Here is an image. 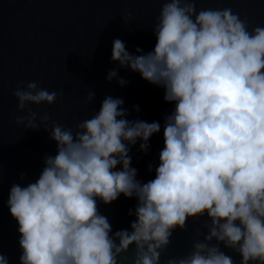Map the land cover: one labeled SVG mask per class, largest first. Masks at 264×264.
<instances>
[{
    "label": "clouds",
    "instance_id": "1",
    "mask_svg": "<svg viewBox=\"0 0 264 264\" xmlns=\"http://www.w3.org/2000/svg\"><path fill=\"white\" fill-rule=\"evenodd\" d=\"M152 31L156 42L147 52L137 46L130 53L113 39L111 60L163 88V99L174 104L163 118L154 178L137 179L129 153L138 140L147 152L161 123L127 119L120 97L105 96L74 127L45 124L56 153L43 157L34 182L13 183L6 201L18 223L20 264H122L130 246L132 264H161L173 230L204 216L203 240L166 264H237L233 253L238 264H264V25L250 27L231 7L198 10L197 0H165ZM114 78L128 83L117 68L106 75ZM62 94L36 81L17 86V107L28 115L16 123L37 129L28 105L52 104ZM94 97L90 89L86 99ZM120 194L137 198L129 209L135 219L130 230L113 231L98 201ZM0 264H9L6 254Z\"/></svg>",
    "mask_w": 264,
    "mask_h": 264
},
{
    "label": "water",
    "instance_id": "2",
    "mask_svg": "<svg viewBox=\"0 0 264 264\" xmlns=\"http://www.w3.org/2000/svg\"><path fill=\"white\" fill-rule=\"evenodd\" d=\"M165 0H0V254L9 264H20L18 223L6 204L13 183L26 186L41 172L46 154H55L56 142L44 130L52 121L74 127L98 111L105 96L120 97L128 110L127 119L161 123V130L149 139L147 152L139 143L131 146V166L137 179L147 182L155 176L159 152L164 147L163 118L174 104L163 99L164 89L149 83L138 72L119 67L111 60L112 41L121 39L130 53L137 46L145 52L154 48L156 37L152 26ZM231 7L250 27L264 25V0H197V9ZM129 13L131 15H129ZM128 81L121 86L114 78L106 79L110 69ZM36 81L39 86L62 92L52 104H29L37 113V129L17 124V116L28 115L19 110L13 95L17 86ZM93 100L86 99L89 90ZM134 105L139 106L136 111ZM47 112L49 121L40 117ZM152 164L151 171L148 165ZM120 167L119 165L117 166ZM25 173L23 179L20 174ZM136 197L123 194L98 209L110 221L113 231L128 228L135 219ZM200 218L189 217L186 227L173 230L171 243L161 255V264L171 256H185L194 239L203 240L207 233ZM197 230L200 235L197 236ZM215 244V239L209 242ZM134 246L120 256L122 264H132Z\"/></svg>",
    "mask_w": 264,
    "mask_h": 264
},
{
    "label": "trees",
    "instance_id": "3",
    "mask_svg": "<svg viewBox=\"0 0 264 264\" xmlns=\"http://www.w3.org/2000/svg\"><path fill=\"white\" fill-rule=\"evenodd\" d=\"M216 243H217V241L215 240V244H216ZM233 256H234V258L236 259L237 264H238V261H239V256H238V254L233 253Z\"/></svg>",
    "mask_w": 264,
    "mask_h": 264
}]
</instances>
